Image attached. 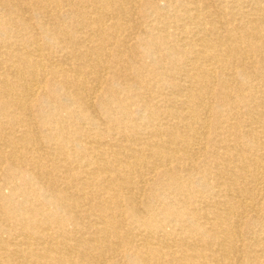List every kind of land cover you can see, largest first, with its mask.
Returning a JSON list of instances; mask_svg holds the SVG:
<instances>
[{"label": "bare ground", "instance_id": "6f19581e", "mask_svg": "<svg viewBox=\"0 0 264 264\" xmlns=\"http://www.w3.org/2000/svg\"><path fill=\"white\" fill-rule=\"evenodd\" d=\"M0 264H264V0H0Z\"/></svg>", "mask_w": 264, "mask_h": 264}]
</instances>
